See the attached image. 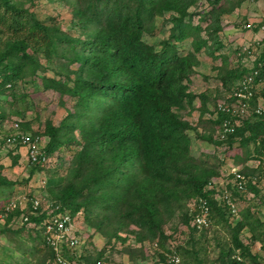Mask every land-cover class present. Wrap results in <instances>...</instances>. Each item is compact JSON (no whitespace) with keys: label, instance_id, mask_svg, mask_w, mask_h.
<instances>
[{"label":"trees","instance_id":"1","mask_svg":"<svg viewBox=\"0 0 264 264\" xmlns=\"http://www.w3.org/2000/svg\"><path fill=\"white\" fill-rule=\"evenodd\" d=\"M74 1L73 11L83 39L67 36L60 27L38 21L17 0H0V125L7 120L9 106L20 98L29 101L28 110L33 113L35 110V118L39 117L30 97L40 90H34L33 94L25 89L28 82L37 79L42 92L56 94L64 108L66 100L73 99L72 107L65 108V115L57 126L45 122L41 128L39 123L36 131H32L29 121H24V112H19L23 120L17 121L18 131L41 141L47 139L41 145L47 162L62 148L72 144L80 146V151L73 156L75 163L80 162L79 167L69 169L64 178L54 176L46 182L49 213L40 212L41 207L33 211L32 203L25 211L16 207L10 213L4 212V206L0 207V219L4 223L0 225V233L9 235L13 242H23L22 234L26 233L34 246L32 251L19 246L22 254L33 256L44 251L47 258L55 261V251L46 241L44 227L56 214H65L71 223L82 216L99 235L115 238L121 229L132 235L134 242H157L164 250L167 242L164 227L173 223L176 215L180 224L189 226L205 202L208 220L217 225L222 223L230 232L233 246L228 251L226 264H247L246 258L251 264H259V258L251 255L239 235L246 231L251 242L262 243L264 252V221L249 207L241 211L234 225L229 223L231 215L224 200L220 204L214 198L218 189L213 179L219 177L220 163L224 160L215 162L209 156L196 160L191 152L190 133L215 146L226 144L229 149L236 141L240 149L254 143L255 155L250 159L263 161L264 112L255 114L253 121L245 122L221 141L212 134L199 135L180 116L186 107L189 112L194 110L193 96L186 92L183 81L188 80L192 68L197 66V55L207 50L212 54L223 48L219 38L221 16L238 8L243 0H206L215 10L207 31L199 23H192L195 14L190 10L198 0ZM159 25L161 29L170 25L169 37L156 43L157 47L147 44L145 38L160 34ZM184 43H189V50L182 56L180 45ZM39 55L47 61L59 60L57 78L37 74L46 71ZM73 63L78 68L71 80L72 86H68L69 74L73 73L67 67ZM62 69L67 70L68 76L61 74ZM254 72H257L256 84L264 78V50L251 69L234 71L228 75V82ZM63 77L68 80H62ZM21 85L23 94L16 90ZM205 112L203 104L200 113ZM227 119L228 114L217 112L211 124L219 127ZM12 132L10 129L0 140V147H8L9 138L17 141L8 147V154L16 164L18 150L24 147L15 135H10ZM28 164L29 177L44 171L46 165L29 160ZM239 174L248 178L245 171ZM230 178L233 180V175ZM11 185L0 174V188L8 189ZM226 190L233 203L234 197L242 199L247 191L255 196L259 193L248 179L243 190L239 191L234 183L228 184ZM192 200H195V211L182 212ZM261 203L264 204V198ZM17 220L21 224L12 229ZM131 226L135 229L130 230ZM108 229H113V233ZM192 230L195 237L198 234L195 243H200L207 229L199 230L194 225ZM67 248V244L60 246L67 260L98 264V258L94 263L82 261L72 248ZM235 250L240 251L241 261L233 259ZM261 260L264 262V256ZM195 263L203 261L195 258Z\"/></svg>","mask_w":264,"mask_h":264},{"label":"rangeland","instance_id":"2","mask_svg":"<svg viewBox=\"0 0 264 264\" xmlns=\"http://www.w3.org/2000/svg\"><path fill=\"white\" fill-rule=\"evenodd\" d=\"M17 1L22 4L23 9L33 14L38 21L46 25L60 27L67 36L84 38L73 11L75 9L74 2L76 1ZM190 11L195 14L192 20L194 25L199 23L201 28H205V30L211 26L213 20L211 13L215 12V10L209 6L206 0H198ZM167 18L168 14L164 16L165 20ZM169 27L170 25H167L161 29V25H159L160 34L154 38H145L147 44L156 45L160 40L167 39L169 37ZM220 27L219 38L223 48L212 54L207 50L197 55V66L192 68V73H189L188 80L183 81V85L187 86L186 92L193 96L194 110L189 112V108L186 107V110L180 113L183 120L189 122L191 126L198 130L199 135L212 134L213 138L218 141L225 140L221 139L222 135L220 136L219 134V127L211 124L216 118V107L218 104L233 105L231 107L232 112L228 114L227 119L233 127V132L235 129L243 127L245 122L251 121L256 116L253 112L255 107L260 106L264 110V84L262 82H257L253 86L254 98L245 102L247 106L244 114L239 112V104L232 101V92L240 88L242 81L247 76H244L243 79L228 82V75L234 71L242 68L251 69L255 59L264 50V30L262 29L264 27V0H243L238 8L221 16ZM2 40H5V36L2 37ZM180 49V54L183 56L189 50V43L180 45ZM39 58L46 71L44 72L45 74L41 72L37 74L49 78H57L55 74L59 69H57L59 60L50 59L47 61L42 55H39ZM61 60L62 62L66 61L64 59ZM77 68L74 63L69 68L67 67L73 73L69 74L70 81H66L68 86H72L71 80H74V72H76ZM62 72L64 76H68L67 70L62 69L61 74ZM62 80L68 79L63 77ZM261 80L263 81L264 78ZM34 81L33 83L28 82L25 89H28L27 92H33V94L35 93L34 90H40L39 93L36 91V95H31L30 93V99L36 106L35 108L38 109L37 114L39 117L35 118V110L34 113L28 110L29 101H22L20 98L14 102L13 106H9L7 120L0 125V140L4 139L6 133L10 132L13 124L17 123V121L23 119L24 121H29L32 131H36L39 123L41 128L45 122L57 126L65 115V108L71 109L73 99H67L66 107L64 108L59 104L56 94L42 92L38 80ZM23 89V85L19 86L16 89L18 90L17 93L23 94ZM203 104L206 112L200 113V108ZM19 112H24L23 119L18 116ZM74 134L78 140L77 132ZM245 135L248 136L247 133ZM195 137V133L191 132V152L196 160L202 159L204 156L213 157L215 162L224 160L220 163L219 177L213 179V184L218 189L214 198L220 204L225 196L228 200L230 199V192L226 188L228 184H233L230 176L232 177L235 172H247L246 177L248 178L246 179L259 190L257 196L247 191L244 197L242 196V199L234 197L235 202L233 204L237 213L234 216L230 214L231 216L228 217L229 223L234 225L240 219L241 211L249 207H251L257 218L264 221V204L261 203L262 198H264L262 193L264 160L250 159L251 156L255 155L254 143H249L245 148L240 149L238 147L239 143L236 141L232 148L229 149L226 144L215 146ZM46 141L47 139L41 141L40 146L46 144ZM8 147H0V174L12 185L8 189L0 188V207H5L10 201H15L19 208L25 211L31 200H36L39 203V208L41 207L40 212L46 210L49 213L50 203L47 202V193H45V190H47L46 182L47 180L49 181L50 177L54 176L64 178L68 174L69 169H77L79 167L80 162L75 163L73 156L80 151V146L72 144L67 149L62 148L61 151L55 152L49 157L48 162L44 166V171L34 173L32 177H29V169L27 168L29 164L25 149L18 150L19 159L14 164L12 156L10 157L8 154ZM236 156L239 158L238 160H234ZM194 211L195 200L188 202L182 210V212H188L189 214ZM3 224V219L1 218L0 225L3 226ZM20 224V221L17 220L16 223L12 224L11 228L14 229ZM194 225L193 220L190 221L189 226L180 224V219L176 215L173 223L164 227L167 242L163 250L157 242H134L133 236L121 229L118 232L115 231V238L99 235L90 223L85 222L82 216H79L76 221L71 223L66 240H63V242H69L70 240L77 242L72 248L73 252L78 255L80 260L90 263H94L98 258V264H196L195 258H199L203 261L202 264H226L228 251L233 246L230 232L226 227L222 223L217 225L208 220L207 226L199 229H207L204 237H201L200 243H195L198 242V234L195 237V232L192 230ZM27 227L30 228L31 226L28 225ZM175 227L176 230H173ZM129 229L134 230L135 228L131 226ZM109 233H113V229L109 230ZM249 237L250 235L246 231L241 232L239 235L240 240H242L241 243L249 247L251 255L259 258V264H264L261 260L264 256L262 243L251 242ZM15 238L22 239L23 242H13L9 240L11 239L9 235L0 233V264H56L55 261L46 257L44 251L38 254L35 253L33 256L30 253L25 255L21 253L19 246L28 251H32L31 248L34 246L27 238L26 233L22 234L21 239L19 237ZM38 246L42 250V247ZM234 252L232 255L233 259L237 258L241 261L240 251L235 250ZM244 260L247 264H251L248 258Z\"/></svg>","mask_w":264,"mask_h":264},{"label":"built area","instance_id":"3","mask_svg":"<svg viewBox=\"0 0 264 264\" xmlns=\"http://www.w3.org/2000/svg\"><path fill=\"white\" fill-rule=\"evenodd\" d=\"M264 30V27L262 28ZM257 77V72H254L252 75L247 76L244 81H242L241 86L238 90L232 92V101H235L239 104V112L245 113L247 104L245 103L248 100H251L254 96L253 92V86L255 85V78ZM259 82H262L264 84V80H259ZM9 88L10 85H7ZM231 107H233L232 104L226 105V104H218L216 107L217 112L219 113H226L229 114L231 111ZM254 114L261 115L264 110L258 106L253 109ZM13 132L10 134L11 136L17 137L16 140H18L19 144L24 147L28 160L32 163H42L46 164L47 159L44 156L43 152L41 151L40 144L41 139L38 137L32 138L29 135L23 134L21 131H18V122L13 124L12 128ZM233 133V127L230 124L228 120H223L221 124L219 125V134L222 137L221 139H224L227 135ZM17 141H14V139L9 138L7 140V145L13 146L15 145ZM233 183L235 187L240 191L244 189V185L246 184V179L243 175L239 174V172L233 173ZM262 193L264 195V185L262 187ZM31 207L33 211H37L39 208V203L36 200H31ZM224 203L226 208L229 210L231 215H236V208L231 201V199L228 200V198L225 196ZM16 207H19L16 202L10 201L6 204L4 207V212L10 213L12 212ZM199 214L196 215L194 218V224L196 225L197 229L204 228L208 224V207L204 203H201V206L199 208ZM26 220V219H25ZM71 226V220L68 217V215L65 214H56L53 216V219L51 223L45 225L44 234L46 236V241L50 247L53 248L55 251V263L56 264H79L77 261H69L66 258L63 257L62 252L60 250V246L63 244H67L68 248H73L77 242L70 240L69 242H63V240H66L67 233L69 231V227ZM237 259V258H235ZM238 260V259H237ZM239 261V260H238Z\"/></svg>","mask_w":264,"mask_h":264}]
</instances>
